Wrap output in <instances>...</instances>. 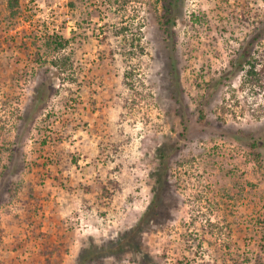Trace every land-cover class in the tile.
I'll return each mask as SVG.
<instances>
[{"label":"rangeland","instance_id":"rangeland-1","mask_svg":"<svg viewBox=\"0 0 264 264\" xmlns=\"http://www.w3.org/2000/svg\"><path fill=\"white\" fill-rule=\"evenodd\" d=\"M167 1L0 0V264H76L154 194L142 255L94 264H264V0L169 35Z\"/></svg>","mask_w":264,"mask_h":264},{"label":"trees","instance_id":"trees-1","mask_svg":"<svg viewBox=\"0 0 264 264\" xmlns=\"http://www.w3.org/2000/svg\"><path fill=\"white\" fill-rule=\"evenodd\" d=\"M176 0H168L163 5V14L162 19V26L164 32L169 35L171 34V29L169 27L174 25V13L172 12V8L174 7V3ZM53 45L54 49H59L63 47L66 43L65 40H61L60 38L51 39L50 42L47 41V44ZM243 52L239 54L240 58L237 59L235 63L233 62L232 68H241L244 63H248L250 65L249 71L247 75L249 76V81L252 83H256L258 81V72L254 70L255 65L251 64L250 62H245ZM242 61V62H241ZM241 133V132H239ZM239 133L236 132L233 137L241 139ZM230 135V134H229ZM162 158L163 155L160 156V165L162 166ZM158 173V172H157ZM158 178L156 179V183L158 185L162 182V173L157 174ZM165 212H167V208L163 205V203L159 202L158 197L154 194L151 202L145 208L144 212L142 213L141 217L137 222L132 224L130 227L125 228L124 230L120 231L115 237L102 239L99 245L91 242L89 247L83 250V254L77 257L76 264H94L97 258L100 260L104 259L105 257L119 258L120 255L130 254L142 255L141 252V240L144 233H147L150 225H159L163 222L165 217ZM163 213L165 215H163ZM78 261V262H77Z\"/></svg>","mask_w":264,"mask_h":264}]
</instances>
